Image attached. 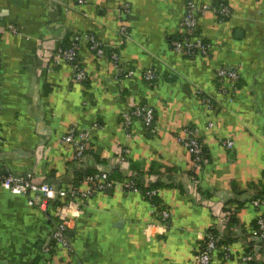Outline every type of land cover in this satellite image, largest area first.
<instances>
[{"label": "crops", "instance_id": "1", "mask_svg": "<svg viewBox=\"0 0 264 264\" xmlns=\"http://www.w3.org/2000/svg\"><path fill=\"white\" fill-rule=\"evenodd\" d=\"M188 1L0 0L2 171L80 187L89 175L119 169L145 187L161 186L159 202L171 213L154 224L152 204L142 195L106 191L91 198L75 209L67 231L83 264H196V246L213 226L233 239L230 264H243L239 255L251 249L253 263L264 264V241L252 236L264 215V207L252 205L264 196V0H196L228 9L199 18L197 32L212 46L207 57L173 50L184 36ZM78 34L94 36L106 51L99 57L80 43L83 82L70 63L48 69ZM220 68L238 71L235 90L220 88ZM128 70L135 77L128 79ZM149 70L156 74L152 81L145 78ZM142 105L154 109L155 131L142 120L125 127L123 114ZM211 121L215 127L208 129ZM96 123L85 158L76 161L63 137ZM188 127L208 152L200 173L177 139ZM229 139L233 149L225 145ZM225 209L238 223L230 224ZM54 233L50 211L0 187V264H43Z\"/></svg>", "mask_w": 264, "mask_h": 264}, {"label": "built area", "instance_id": "2", "mask_svg": "<svg viewBox=\"0 0 264 264\" xmlns=\"http://www.w3.org/2000/svg\"><path fill=\"white\" fill-rule=\"evenodd\" d=\"M75 1L81 6L87 3V0ZM187 8L186 16L181 23L184 36L173 42V50L178 54H185L191 57L195 56L197 53L198 56L207 57L211 52L212 46H209L197 32L200 21L199 18L208 12H214L217 15L219 13L227 15L228 9L224 7L225 9L219 12L215 5L198 4L196 0H189ZM126 9H128V7H126ZM9 29L14 34L18 33V29L14 25L9 26ZM122 32L126 34L125 26L122 27ZM81 42L90 45L91 50L99 57L105 55L106 51L104 46L101 42L97 41L94 36L90 34H78L74 37L73 43L69 49L62 47L59 49L56 56L53 57L48 65L49 72L53 73L63 63L67 62L70 63L74 69V78L76 81L83 82L86 80V73L78 61V51ZM111 57L116 63L120 61L117 53H112ZM127 77L128 79L135 77V71L128 70ZM145 78L147 81H152L156 78V74L149 70L146 72ZM216 78L221 89L235 90L238 86L240 76L237 70L220 68L217 70ZM204 102L208 109L212 108V102L210 100L206 99ZM122 119L125 127H130L134 120H142L148 128L155 131L156 117L152 107L146 105L137 106L132 112L124 113ZM214 127L215 124L211 121L208 125V129H213ZM99 128L100 126L97 123L92 129L85 131H79L78 128H70L68 133L63 137V143L69 145L74 150L76 161H82L85 158L89 149L92 132L94 129ZM177 139L188 149L192 157V170L196 173H200L206 162L204 161V148L200 143V138L196 129L191 127L184 129V131L177 135ZM225 145L228 149H233L234 141L229 139ZM126 155L127 151L120 156V162L125 163ZM1 171L2 167L0 161V173ZM80 185V187H61L48 183H38L33 181L31 177L24 178L13 174L0 176L1 188L27 197L30 205L37 206L44 212L50 211L52 214V218L55 221L53 245L51 248L45 250L44 253L46 254V258L43 260V264H53V259L59 260L60 258L64 260V264H83L67 231L71 229L72 225L75 223V209L82 208L86 201L106 191H124L143 196L140 189L137 188L135 177L131 172L128 173V176L123 182L111 181V173L107 172L89 175ZM82 186L85 187V189H82ZM146 188L150 187L146 186ZM161 192L162 189H152L147 193V197L159 199ZM59 205H61V207H59ZM252 205L255 208L261 209L264 207V200L252 199ZM80 211L81 210H79V213ZM170 217V211L166 209L164 205L160 204V202L158 205L152 204V220L154 224H160V220H167ZM215 229L216 228L213 226L206 231L204 237L196 246V264H230L233 258L232 244L228 243V239L224 236L213 233ZM252 236L264 241V215H259L257 227L252 230ZM218 256L220 259H217ZM255 257L254 250L251 249L241 254L238 260L243 264H251L255 261Z\"/></svg>", "mask_w": 264, "mask_h": 264}, {"label": "trees", "instance_id": "3", "mask_svg": "<svg viewBox=\"0 0 264 264\" xmlns=\"http://www.w3.org/2000/svg\"><path fill=\"white\" fill-rule=\"evenodd\" d=\"M71 43L69 42V43H67L66 42V45L64 46V48L65 49H69L70 47H71ZM200 140V139H199ZM200 143L202 144V141L200 140ZM203 145V144H202ZM203 148H204V156H205V159H206V157H207V149H206V147H204L203 146ZM126 178L124 177V176H122V173H121V171L119 170V169H116L112 174H111V181H118V182H123L124 180H125ZM83 181V180H82ZM81 181V182H82ZM80 182V183H81ZM135 183H136V186H137V188H139L140 189V191L142 192V194H143V197L147 200V201H149L150 203H152V204H156V205H158L159 204V199L158 198H153V199H151V198H149V197H147V193L148 192H150L152 189H160V187L161 186H157V185H153L151 188H146L145 187V185H143V183H142V181H141V179H136L135 178ZM76 187H79V186H76ZM264 196H263V194L261 193V195L259 196V197H256V199H259V200H264V198H263ZM232 203V202H231ZM231 203H228V204H231ZM241 203H238V205H240ZM63 206V205H62ZM59 207H61V205H59ZM242 206H240V208H241ZM224 211H226V212H229V213H232V217H231V222H230V224H236V223H238V219H237V215L236 214H234V212L232 211V210H224ZM257 227V224L255 225V228ZM213 233H215V234H217V232L216 231H214ZM228 243H230V244H232L233 243V239L232 240H230V239H228ZM240 256L241 255H239V257L238 258H240ZM251 264H254V263H251Z\"/></svg>", "mask_w": 264, "mask_h": 264}, {"label": "water", "instance_id": "4", "mask_svg": "<svg viewBox=\"0 0 264 264\" xmlns=\"http://www.w3.org/2000/svg\"><path fill=\"white\" fill-rule=\"evenodd\" d=\"M7 173L5 171H1L0 176L6 175Z\"/></svg>", "mask_w": 264, "mask_h": 264}]
</instances>
